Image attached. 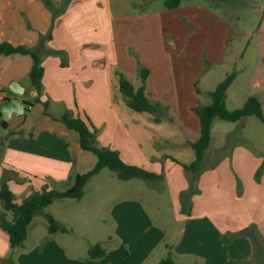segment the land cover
Segmentation results:
<instances>
[{"label":"crops","instance_id":"1","mask_svg":"<svg viewBox=\"0 0 264 264\" xmlns=\"http://www.w3.org/2000/svg\"><path fill=\"white\" fill-rule=\"evenodd\" d=\"M182 5L122 18L108 0H74L54 20L45 0H0V44L34 50L52 33L45 42L40 93L29 78L30 55L0 56L3 104L9 99L25 104L24 111L12 110L7 125L0 113V187L6 173L21 204L44 189L66 191L78 175L95 168L97 158L60 121L66 112L90 127L98 147L118 151L125 163L162 176L146 181L156 185L150 192L144 184H134L138 179L122 181L125 186L114 182L107 213L97 207L54 215L68 233L51 234L49 225L40 230L34 218L23 247L12 249L9 235L0 228V264H158L169 252L177 264L264 261V157L259 147L236 142V135L244 138L251 117L229 123L226 131L215 121L200 168L185 169L195 161L190 144L201 131L195 110L210 102V92L226 78L230 64L238 62L234 59L244 57L253 34L245 31L248 41L242 39L234 48L233 25L227 20L201 4ZM201 13L217 26L219 36L213 42L192 35L187 26ZM253 29L262 63L264 7ZM141 68L150 71V100L170 108L161 122L152 114L132 111L119 89L118 72L138 89ZM14 83L23 95L10 91ZM255 85L259 92L252 96L264 107V65ZM230 89L226 105L234 110L229 103L240 101ZM216 129H222L219 142ZM230 136L237 140L230 144ZM89 181L86 187L94 183ZM12 218L8 212L7 219ZM93 230L105 235L100 243L107 252L104 258L91 259L92 245L86 252L80 242Z\"/></svg>","mask_w":264,"mask_h":264},{"label":"trees","instance_id":"2","mask_svg":"<svg viewBox=\"0 0 264 264\" xmlns=\"http://www.w3.org/2000/svg\"><path fill=\"white\" fill-rule=\"evenodd\" d=\"M46 5L53 12L56 20L63 10L57 8L52 0H45ZM181 0H169L165 2L168 9L179 7ZM52 39L50 32L46 37H42L36 49L30 50L23 46H13L10 43L0 44V56H9L14 54L30 55L33 59V66L30 70L29 78L32 87L37 92H41L42 80L44 77L43 55L46 53L45 42ZM61 54V52H56ZM64 65V64H63ZM142 85L137 89L125 74L118 72L119 89L124 95L126 105L134 112L148 113L155 116L156 122H161L163 118L168 117L169 107L164 106L161 102H153L147 93L146 82L149 78L150 71L141 68L139 72ZM237 78V73H231L220 82L217 87L210 92V102L196 109L200 118L201 131L199 138L190 145L195 152V161L191 165H186L187 171L198 170L204 159L205 153L211 143L212 125L216 119L228 123H238L248 117H256L264 123V111L262 104L256 97H250L241 108L230 110L227 108V94ZM38 101V98L36 99ZM63 125L70 131H75L80 136V142L83 150L92 153L97 158V164L90 172L78 175L74 184L66 191L44 189L36 192L21 204L15 201V196L10 190L6 173L3 177L0 187V201L4 204V212L0 214V228L9 235L10 246L12 249L23 247L28 237L29 228L41 209H45L58 200L74 199L81 200L85 194V187L88 181L98 175L102 170L109 169L116 174L121 181L132 179H142L146 181H156L162 178L143 168L132 166L123 161L118 151L100 148L96 144V134L80 118L74 117L70 112H66L60 119ZM12 213V220L7 219V213ZM49 221V233H68L69 230L62 226L53 215H47ZM91 259H101L107 254L101 244H96L89 249ZM158 264H177L171 252ZM260 264H264L262 261Z\"/></svg>","mask_w":264,"mask_h":264},{"label":"rangeland","instance_id":"3","mask_svg":"<svg viewBox=\"0 0 264 264\" xmlns=\"http://www.w3.org/2000/svg\"><path fill=\"white\" fill-rule=\"evenodd\" d=\"M56 1V0H53ZM61 5L59 8L68 6L74 0H57ZM113 6V10L116 15L122 16V18H129L133 15H141L145 13L155 14L162 11H168V8L165 6V2L169 0H108ZM182 6L185 7L188 4H201L206 6L215 16H219L227 20L232 27V38L234 48H239L242 44L241 40L245 39L247 42V37L245 31L253 34L252 38H249L250 44L247 48L244 57L242 55L237 56L234 60L238 61L235 64H230L228 68V74L237 73V79L235 80L232 88L230 89L233 96H236L237 100L240 102L229 103L231 108L237 109L238 105L241 108L248 101L252 95H256L259 92L257 89L256 83V74L260 69L261 65H264V62L261 63L259 60L260 57V46L257 41L253 27L261 21L262 9L264 7V0H181ZM104 2H102L103 4ZM191 31V34L196 37H201L204 41L210 40L214 41L218 38L217 36V26L212 22L211 19H206V16L201 13L197 17V21L192 22V24L187 25ZM186 26V27H187ZM183 28V27H182ZM245 49V48H244ZM230 53V51H229ZM230 60L232 59L229 58ZM221 75L223 74L222 69ZM136 85L138 83L134 82ZM264 111V107H262ZM218 124L225 126V131L229 129L228 122L221 121L216 119ZM214 121V122H215ZM222 129H216L214 133L217 142L221 139ZM245 134V135H244ZM234 136V135H233ZM230 136L231 141L234 142L237 140V137ZM239 140L236 142L244 143L250 147H259V150L262 151L264 157V123H262L258 118L251 117L246 124V129L244 130L242 138L239 135ZM246 138V139H245ZM215 140V141H216ZM216 142V143H217ZM254 142L256 144H254ZM227 147V146H226ZM89 182H94L92 185L85 187L86 198L82 203H78L76 200L66 199L63 201H56L51 206L41 209L37 212L34 220V227L38 229L44 228V226L49 225L47 218L48 214L56 215L57 217H64L65 215H73L77 211L86 210L87 212L93 211L97 207L102 211V213H107L109 207L113 200H111L110 193L115 189V184L125 186L124 183L115 173L109 169H104V171L98 177L90 180ZM99 182H108L106 186H102ZM139 183L134 184H144V187L147 188L148 192L155 189V184L151 182H143L142 179H138ZM127 188V187H124ZM110 200V201H109ZM80 204V205H79ZM78 205V208H77ZM4 210V204L0 201V211ZM12 215V213H10ZM83 229V226L81 227ZM94 232L87 234L82 237L80 241L86 247V252L90 245L95 246L100 244L105 238V235ZM108 242L105 243V247ZM102 245V244H101ZM90 247V248H92ZM104 248V246H102ZM109 249V247H107ZM120 255V252L116 253Z\"/></svg>","mask_w":264,"mask_h":264},{"label":"water","instance_id":"4","mask_svg":"<svg viewBox=\"0 0 264 264\" xmlns=\"http://www.w3.org/2000/svg\"><path fill=\"white\" fill-rule=\"evenodd\" d=\"M10 91L14 94L17 95H23L24 94V90L23 89H19L17 87V84H11L9 87ZM24 106L25 104L20 101L19 99H9L6 100L3 104V109L1 110L2 112V123L4 125H7L8 120L11 117V112L13 109H20V111H24ZM18 114V110L15 111Z\"/></svg>","mask_w":264,"mask_h":264},{"label":"built area","instance_id":"5","mask_svg":"<svg viewBox=\"0 0 264 264\" xmlns=\"http://www.w3.org/2000/svg\"><path fill=\"white\" fill-rule=\"evenodd\" d=\"M2 104H3V99L0 98V113H1Z\"/></svg>","mask_w":264,"mask_h":264}]
</instances>
